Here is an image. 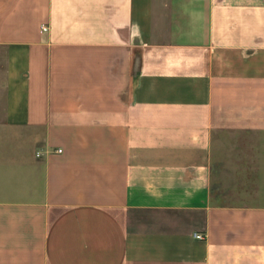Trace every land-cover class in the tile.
Listing matches in <instances>:
<instances>
[{
	"label": "crops",
	"instance_id": "obj_1",
	"mask_svg": "<svg viewBox=\"0 0 264 264\" xmlns=\"http://www.w3.org/2000/svg\"><path fill=\"white\" fill-rule=\"evenodd\" d=\"M0 264H264V0H0Z\"/></svg>",
	"mask_w": 264,
	"mask_h": 264
},
{
	"label": "built area",
	"instance_id": "obj_2",
	"mask_svg": "<svg viewBox=\"0 0 264 264\" xmlns=\"http://www.w3.org/2000/svg\"><path fill=\"white\" fill-rule=\"evenodd\" d=\"M47 28H48L47 25H42L43 30H46ZM58 150L61 151L62 149L59 148ZM195 236L196 237H203V235L201 233H195Z\"/></svg>",
	"mask_w": 264,
	"mask_h": 264
}]
</instances>
